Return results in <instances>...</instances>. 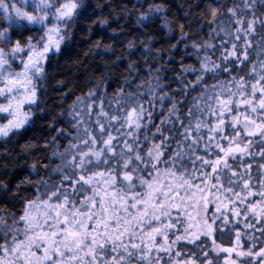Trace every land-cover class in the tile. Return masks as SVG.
<instances>
[{"label": "clouds", "instance_id": "9594fccd", "mask_svg": "<svg viewBox=\"0 0 264 264\" xmlns=\"http://www.w3.org/2000/svg\"><path fill=\"white\" fill-rule=\"evenodd\" d=\"M0 264H264V0H0Z\"/></svg>", "mask_w": 264, "mask_h": 264}, {"label": "snow or ice", "instance_id": "6c2138e0", "mask_svg": "<svg viewBox=\"0 0 264 264\" xmlns=\"http://www.w3.org/2000/svg\"><path fill=\"white\" fill-rule=\"evenodd\" d=\"M226 251H230L229 249H226Z\"/></svg>", "mask_w": 264, "mask_h": 264}]
</instances>
